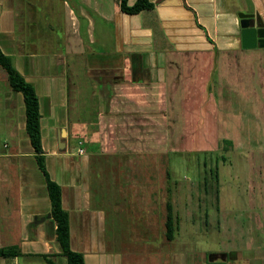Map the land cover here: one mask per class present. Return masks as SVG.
<instances>
[{"label": "crops", "instance_id": "obj_1", "mask_svg": "<svg viewBox=\"0 0 264 264\" xmlns=\"http://www.w3.org/2000/svg\"><path fill=\"white\" fill-rule=\"evenodd\" d=\"M149 1L152 9L128 14L116 0H0V50L37 95L44 165L60 187L69 248L83 264H264V246L195 257L189 238L202 218L192 208L206 198L191 196L192 207L188 191L183 222L174 188L173 204L163 196L165 150L179 124L172 118L182 117L172 112L195 97L177 101L179 90L188 91L186 75L193 81L212 57L243 49L237 12L244 1ZM251 1L264 25V0ZM190 66L198 68L189 73ZM208 183L200 182L206 194ZM212 192L217 204V184ZM49 209L22 94L0 67V249L11 252L0 264H66ZM177 231L183 243L175 249Z\"/></svg>", "mask_w": 264, "mask_h": 264}, {"label": "rangeland", "instance_id": "obj_2", "mask_svg": "<svg viewBox=\"0 0 264 264\" xmlns=\"http://www.w3.org/2000/svg\"><path fill=\"white\" fill-rule=\"evenodd\" d=\"M197 68L190 66L188 71ZM177 72L173 68V77ZM194 76L192 81L186 75L188 84L183 82V86H189V90H179L182 94L177 96L179 101L180 97L184 100L185 93L195 95L193 101L187 99L186 106L184 103L178 112L176 109L172 112L182 117L172 118L173 125L175 121L179 124L173 128L172 147L165 150L167 165L162 177L166 178L168 187L164 184L163 188L168 195L163 193L164 204L166 201L173 204V187L172 195L178 198L175 206L180 209L178 215L188 222L183 208L189 204L182 199L190 190L192 207L195 205L191 196L206 198L200 210L192 208L194 216L202 218L193 225L196 231L192 230L193 238H189L188 251L195 257L264 246V47L243 48L212 57L206 68L196 70ZM183 114L187 116L186 124L181 121ZM202 171L206 177L201 176ZM203 178L209 182L207 194L200 186ZM192 184L194 187H187ZM215 184L217 204L212 192ZM252 184L254 190L250 191ZM254 206L260 214L255 213ZM182 236V231L179 235L176 232L173 248H181L177 240L181 238L182 244Z\"/></svg>", "mask_w": 264, "mask_h": 264}, {"label": "trees", "instance_id": "obj_3", "mask_svg": "<svg viewBox=\"0 0 264 264\" xmlns=\"http://www.w3.org/2000/svg\"><path fill=\"white\" fill-rule=\"evenodd\" d=\"M117 8L120 12L128 14H137L144 10H150L153 8L154 3L149 0H134L131 4L127 3V0H116ZM0 67L4 70L6 78L10 88L13 91H18L22 94L25 111V131L30 145L34 151V158L39 170L42 172L47 189V195L49 199L50 209L49 215L55 223L54 234L55 240L58 242L61 248V255L64 256L66 264H83L82 254L77 251H73L68 245V214L61 207L60 204V187L57 183L52 181L45 169L44 154L40 145V131H39V112H38V100L34 91L32 83L26 81L23 76L14 68L12 58L3 54L0 50ZM216 175V173L214 174ZM164 221L165 235L169 240L172 232V218L170 215V208ZM6 249H0V255H10ZM49 264H53L52 260H47Z\"/></svg>", "mask_w": 264, "mask_h": 264}, {"label": "water", "instance_id": "obj_4", "mask_svg": "<svg viewBox=\"0 0 264 264\" xmlns=\"http://www.w3.org/2000/svg\"><path fill=\"white\" fill-rule=\"evenodd\" d=\"M245 9L237 12L240 46L242 48L264 47V25L251 0H243Z\"/></svg>", "mask_w": 264, "mask_h": 264}, {"label": "built area", "instance_id": "obj_5", "mask_svg": "<svg viewBox=\"0 0 264 264\" xmlns=\"http://www.w3.org/2000/svg\"><path fill=\"white\" fill-rule=\"evenodd\" d=\"M77 152H81V149H77Z\"/></svg>", "mask_w": 264, "mask_h": 264}]
</instances>
